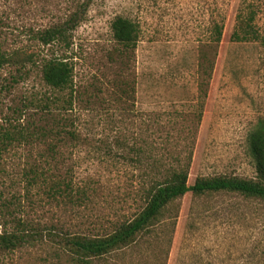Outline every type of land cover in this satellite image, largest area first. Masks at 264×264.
I'll use <instances>...</instances> for the list:
<instances>
[{"label": "rangeland", "instance_id": "obj_1", "mask_svg": "<svg viewBox=\"0 0 264 264\" xmlns=\"http://www.w3.org/2000/svg\"><path fill=\"white\" fill-rule=\"evenodd\" d=\"M250 5L264 36V0H0L8 59L0 72V236L21 224L111 232L143 209L141 178L171 167L189 166L190 186L206 177L256 180L248 136L264 120V41L232 39ZM76 13L82 21L69 50L40 42ZM118 18L140 32L123 59L112 31ZM51 59L74 66L71 101L44 81ZM5 133L13 136L7 146ZM63 182L86 189L88 201L69 203L54 191ZM177 207L169 229L98 264H264V201L189 193ZM0 264L73 261L45 240L0 249Z\"/></svg>", "mask_w": 264, "mask_h": 264}, {"label": "trees", "instance_id": "obj_2", "mask_svg": "<svg viewBox=\"0 0 264 264\" xmlns=\"http://www.w3.org/2000/svg\"><path fill=\"white\" fill-rule=\"evenodd\" d=\"M258 12V8L254 5L246 7L245 11L241 10L237 17L233 41L237 43L264 41V36L256 23ZM81 21V15L76 13L65 23L40 33L38 38L45 46L55 44L69 50L72 46L71 33L78 28ZM112 31L115 41L120 46L121 58H127L137 47L140 37L139 28L128 19L118 18L112 24ZM215 34L216 40L220 41L222 30L219 27L216 28ZM7 63V57L0 53V72ZM200 67L204 68L202 65ZM204 72L207 74L208 71ZM43 78L48 86L60 92H68L70 101L73 99L75 84L72 63L66 59L47 61L43 68ZM118 85L122 89L118 87L122 94H129L125 89V87H129L128 83L122 82ZM60 102L58 98L54 101L55 104ZM66 134L72 140L77 139L76 134L72 131H68ZM3 139V144L7 146V143L12 142L13 136L10 133H5ZM248 145L250 155L255 162L256 180L234 176L206 177L198 178L194 185L190 186L189 166L171 167L168 170L164 169L165 173L160 177L146 175L145 179L141 178L142 185L139 192L144 201L143 209L133 219L123 221L115 226L111 232L104 234L101 232L97 234L71 233L69 230H59L53 226L41 230L21 224L23 228L18 233L0 236V249L12 251L47 240L48 243L58 246V249L69 255L73 264H98L118 252L135 246L140 239L154 236L159 227L169 229L167 220L170 221L176 217L173 216V213L178 210L177 201L189 193L198 198L229 193L264 201V120L259 121L251 130L248 136ZM135 153L137 152L135 151ZM119 159L126 161L127 157L121 155ZM140 166L142 165L140 164ZM158 167L161 166L158 165ZM158 167H151L149 170ZM63 185L54 191L65 196L69 203L88 201L89 196L86 189L77 190L75 193L70 183L63 182ZM164 228L162 229L164 230ZM45 237L46 239H44Z\"/></svg>", "mask_w": 264, "mask_h": 264}]
</instances>
